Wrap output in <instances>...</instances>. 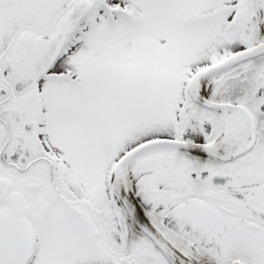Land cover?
I'll list each match as a JSON object with an SVG mask.
<instances>
[{
    "label": "snow or ice",
    "instance_id": "obj_1",
    "mask_svg": "<svg viewBox=\"0 0 264 264\" xmlns=\"http://www.w3.org/2000/svg\"><path fill=\"white\" fill-rule=\"evenodd\" d=\"M0 264H264V0H0Z\"/></svg>",
    "mask_w": 264,
    "mask_h": 264
}]
</instances>
